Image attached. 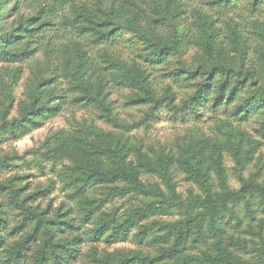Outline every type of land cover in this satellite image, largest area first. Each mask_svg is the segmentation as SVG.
Returning <instances> with one entry per match:
<instances>
[{
	"label": "rangeland",
	"instance_id": "374dc122",
	"mask_svg": "<svg viewBox=\"0 0 264 264\" xmlns=\"http://www.w3.org/2000/svg\"><path fill=\"white\" fill-rule=\"evenodd\" d=\"M130 20L177 50L154 61ZM7 184L55 227L60 264H264V0H0ZM5 194L0 258L35 229Z\"/></svg>",
	"mask_w": 264,
	"mask_h": 264
},
{
	"label": "trees",
	"instance_id": "16d2710c",
	"mask_svg": "<svg viewBox=\"0 0 264 264\" xmlns=\"http://www.w3.org/2000/svg\"><path fill=\"white\" fill-rule=\"evenodd\" d=\"M222 2H229L230 0H220ZM257 1V0H256ZM157 12L160 14V16L164 19V21H169L168 17L164 16L161 13V10L159 7H157ZM128 27L136 33L138 37L143 39L145 44H147L148 47L152 48V56L153 60H159L160 62L167 61L170 56L172 55L170 50H177L176 46L174 44L167 45V44H161V38L158 35H154L153 32L149 31L148 29L143 28L140 25H137L134 20H130L128 23ZM209 40V37L207 38ZM176 40V38H175ZM204 43L206 46H208V42L205 40ZM215 76L221 75L222 79H214L213 77V83L212 86L216 88V90H221L222 93L228 91V89L232 85V81L234 79V76L231 75L230 71L232 69L226 68L223 65H218L215 69ZM235 71V70H233ZM226 74V76H224ZM235 75H239V73L236 71ZM235 90L233 89V93ZM194 98H191V104H194ZM235 152H237V148H235ZM192 159L196 160L197 165L200 164L202 161V157L197 152L194 157H191ZM160 160L162 162V173L166 175L168 163L170 161V158L167 154H163L160 156ZM190 163V156L188 153L184 154V165L190 170L189 164ZM127 173L123 166H119L116 171H100L99 169H92L91 171L87 172V178L94 179V180H113L121 176H126ZM194 175V174H193ZM196 176V175H195ZM197 176L199 174L197 173ZM251 188L250 186L247 187V189ZM244 191V188L241 189L238 193L228 194V196H241L242 192ZM2 193H6V197H9L8 204H14L18 207H21L23 212L25 213V217L23 219L24 224L27 220L28 223L33 224L35 223V229L31 233H29L25 239L12 251H6L5 255H3L0 258L1 264H26L25 257H26V248L29 246V244L36 240L38 237L44 238L42 241V244L37 252V255L33 258L32 262L29 264H51L52 260L54 261V264H60V254L57 252L56 247H58V243L54 242L55 236H56V229L55 227H51L47 220L40 217V214L36 213L35 211H32L29 207L24 206L18 199V193L16 190L10 186V184L7 185H0V195ZM4 195V196H5ZM138 216V213H134L131 215L128 219H126L124 222L116 224L113 228V233L115 235H125L127 233L128 227L131 224L132 220ZM27 223V224H28ZM106 227V223L103 222L97 229V232L101 234V230H104ZM4 247V241L0 238V249ZM222 257H215L212 258V262H216L217 264H221ZM226 259V258H225ZM226 262L228 264H236L235 262L230 261L229 259H226Z\"/></svg>",
	"mask_w": 264,
	"mask_h": 264
}]
</instances>
